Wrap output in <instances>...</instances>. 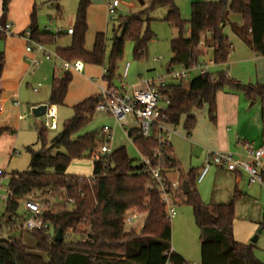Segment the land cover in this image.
Segmentation results:
<instances>
[{
  "label": "trees",
  "instance_id": "1",
  "mask_svg": "<svg viewBox=\"0 0 264 264\" xmlns=\"http://www.w3.org/2000/svg\"><path fill=\"white\" fill-rule=\"evenodd\" d=\"M12 0H2V11L7 16ZM90 0H80L72 27V41L67 48H56V53L64 61L81 60L87 64L104 67V81L107 87H117L114 79L118 62L124 56L126 42H134V57L143 58L147 46L153 38L150 29L149 12L167 7L165 21L177 29V37L170 41L172 57L167 73L180 68H190L203 64V48L212 47L214 63L222 65L228 62L232 49L225 27L229 15H240L243 21L239 35L251 49L264 57V0H216L195 1L191 5L188 20L181 16L175 0H151L149 7L136 13L118 14L114 20V37L108 61H106V36L97 33L92 51H86L85 40L88 30L87 10ZM121 30L120 36L117 35ZM31 39L52 46L62 37V33L41 31L36 20V9L31 15L28 27ZM5 66V54L0 52V79ZM167 81L159 86L162 100L168 103L164 118L158 119L152 126L150 136L142 134L140 128L130 129L127 134L143 157L153 164H161L164 173L167 169L180 171L177 202L192 206L194 218L200 231L201 258L199 264H264L255 254V244L242 243L235 239V205L240 194L236 190L230 200L224 204L208 205L195 189L198 178L196 169L187 173L180 168L171 144H159V123L177 126L185 117L184 129L190 134L197 125L194 109L208 107L212 122L216 121L217 94L224 88L241 91L248 100L261 101L264 121V83L243 84L233 81L224 71L198 74L184 85V78ZM72 75L65 73L56 78L51 88L49 102L63 105ZM101 102L98 95H92L73 106L74 114L64 121L62 130L46 143L48 128L38 129L41 149L28 148L31 155L28 170L13 172L9 177L12 195L5 202L0 222L6 220L9 229H17L14 224L25 219L26 213H18L20 200L36 199L48 206L51 197L72 202V207L54 211L45 208L43 217L49 221L50 228L26 231L35 241V250L28 247L22 238L9 236L0 238V264H190L180 254L166 253L172 248V225L166 215L159 190L144 172L141 159H132L126 147H119L106 161L94 162V176L68 172L76 159L91 158L100 152L105 136L101 130L82 133L92 121L96 107ZM7 127H0V134ZM159 149L163 158L154 155ZM53 150H63L52 153ZM166 174V173H165ZM89 176V177H90ZM83 177V180L81 178ZM190 186L185 194L182 183ZM137 209L146 214L143 231L127 230L124 217L128 210ZM85 227H90L87 232ZM2 225L0 224V229ZM264 230V220L260 223ZM53 229V232H52ZM60 229L63 240H55ZM71 232L72 237L66 239ZM87 237V238H86Z\"/></svg>",
  "mask_w": 264,
  "mask_h": 264
},
{
  "label": "crops",
  "instance_id": "2",
  "mask_svg": "<svg viewBox=\"0 0 264 264\" xmlns=\"http://www.w3.org/2000/svg\"><path fill=\"white\" fill-rule=\"evenodd\" d=\"M139 1L142 5L145 4L144 0ZM35 2V0H12L5 21L11 23L12 33L9 35L0 34V52L5 54V66L0 79V124H21V120L24 119L26 114L22 112L25 105L29 110H32L39 105L49 103L54 80L62 78L67 72L71 73L72 80L67 89L63 105L56 106L58 123L61 114L68 116L74 105L92 95H98L101 86H107V82L103 79L105 69L102 66L83 62L82 71H65L63 68L64 60L60 57H53L47 60L41 56H39L40 64L37 67L31 66L25 58L27 56L32 57L33 55L26 52L27 42L24 35L28 30L31 15L34 9H36ZM97 2V0H90L87 10L88 30L85 40L86 51H92L96 34L103 33L104 29L109 25V0H106L103 4H98ZM121 6L132 8L135 5L132 2L126 3L123 0ZM0 7H2V0H0ZM119 13L120 10L118 11ZM0 24L3 23L0 21ZM242 24L243 21L240 15L232 13L229 15V23L225 27V33L229 37L232 49L227 63L216 65L214 63L213 48L205 46H202L204 53L202 61L206 65L207 55L209 50L212 49L211 60L213 66L216 68L215 72L224 71L233 81L243 84H262L264 83V57L258 56L251 49V46L239 35L238 32L241 30ZM72 27L73 25L67 28L57 27L54 31H41L54 34L62 33V37L54 45L49 46L53 51H56V48H67L70 46L72 34H68L67 31ZM64 37H70V42H66L65 40V42L59 45L58 41ZM206 66L208 67V65ZM209 72L212 73L214 71L209 70ZM167 75L169 76V74ZM120 82L121 84L116 86L130 90L127 84H123L122 80ZM152 82L155 86H158L162 82L166 83L167 81L162 77L158 81ZM34 89L37 90L34 91ZM257 100H254L252 104H256ZM248 101L239 90L227 87L218 92L216 121L212 122L213 124L207 123L206 111H204L202 115L206 124H197L190 134L185 131L186 134L181 136L189 147L187 152L191 163L188 167H184L182 163L180 141L174 140V134L171 135L169 140L171 150L175 158L180 162V168L183 172L187 173L191 169H196L199 174L204 168L208 152L232 151L236 156H242L245 151L244 144L246 142H251L254 146L258 144L256 147H264V121L261 101L259 100L260 111L255 117V113H251V110H247L246 108ZM7 108L15 112V119L12 120L9 115H6ZM206 109L208 112L207 106ZM196 111L193 112L195 117ZM183 119L185 120V117ZM167 127L170 130H176V133L179 134V131L174 126L167 125ZM117 148L119 147L113 148V150ZM141 158L142 155L140 154ZM212 167H216V172H214L216 192L212 199L205 203L208 205L227 203L237 190L240 194V200L243 201L241 205L237 206V216L248 222L249 228H246L245 233L241 232L240 234L237 227H235L234 236L239 242L253 243L252 239L254 237L251 239L253 233H258L259 230H261V233L264 231L260 228V223L264 220V203L260 200L263 199L262 190H264V184L249 183L248 176L244 171L230 172L215 165H212L208 169L200 182L204 180ZM165 173L170 181H178L180 178V171L178 169H167ZM6 175L10 176V174ZM197 183L199 182L197 181ZM195 189L200 197H202L200 186L196 183ZM178 204L180 203L176 205ZM144 215L146 217V214ZM262 218L263 220L261 221ZM250 225L253 228H250ZM142 226L143 224L140 225V228ZM261 233L258 234L257 241ZM172 248L188 262L185 251L175 244H172ZM256 255L260 256L257 253Z\"/></svg>",
  "mask_w": 264,
  "mask_h": 264
},
{
  "label": "rangeland",
  "instance_id": "3",
  "mask_svg": "<svg viewBox=\"0 0 264 264\" xmlns=\"http://www.w3.org/2000/svg\"><path fill=\"white\" fill-rule=\"evenodd\" d=\"M36 2V20L40 30H49L54 31L57 27L67 28L72 26L75 23L76 13L79 7L80 0H35ZM98 4L105 3L106 0H97ZM126 3H134L135 6L132 8L121 6L120 14L127 13H136L142 10H146L151 0H144L145 4L142 5L139 0H124ZM195 1H216V0H175V4L180 9L181 16L183 19L188 20L191 15V5ZM96 6V3H95ZM167 7H160L156 10L149 12L150 18V29L153 32V38L150 40L147 46V54L143 58L134 57V42L129 40L126 42L124 56L118 62L117 66V77L114 79V84H127L132 90V87L141 85L146 81H158L160 78H164L166 81H170V77L167 75V66L170 63L171 59V50H170V41L173 38H176L178 33L177 29L171 27L166 21L165 17L167 15ZM8 15V14H7ZM0 21L5 23L6 16H4L2 7H0ZM114 21H109V25L104 29V34L106 36V56L105 59L108 61L112 38L114 37ZM28 31V30H27ZM121 30H118L117 35L120 36ZM69 38H62L58 41L59 45L63 42L69 41ZM2 40V39H1ZM212 49L209 50V53L206 58V65L210 71L216 70L212 63ZM159 59V60H155ZM105 69V68H104ZM106 70V69H105ZM199 70L192 72L188 77L184 78V85L188 86L189 82L199 74ZM134 83V84H133ZM254 100H249L247 103V110H251V113L255 115L260 111L259 100L256 104H252ZM64 108V107H63ZM25 105L22 112L25 114L21 124H0V127H7L0 134V171L6 174H12L13 172H21L28 170L30 167L31 155L28 151V148L32 147L35 150L41 149V142L38 139V129L43 127L44 117H35L32 113V110H29ZM70 110V109H69ZM196 111L197 124H206L203 119L202 113L206 111V122L212 123L208 115L206 106L194 109ZM74 111L70 110V114L66 116L61 114L59 117L58 128L56 130H47L46 133V143L49 145L50 140L62 130V125L66 119H69L73 116ZM6 115H9L11 119H15V112L10 108H7ZM128 125L121 126L116 122L115 118L104 111H96L92 121L81 131L82 133L90 132L93 130H101L104 126L114 129V137L112 148L124 146L127 149L128 155L136 160H140V153L138 149L134 146L132 140L128 137L127 132L137 127L134 117L128 115ZM184 119L182 118L180 124L174 126L178 131L173 136L174 140H178L181 143V155L182 163L184 167L190 165V156L188 154V145L182 139V135L186 134L184 129ZM249 121V120H245ZM250 123V122H249ZM213 124V123H212ZM263 124V123H262ZM261 137V136H260ZM260 139V138H259ZM251 143V142H250ZM258 143V142H257ZM258 145V144H257ZM256 145V146H257ZM57 151L62 152L63 150H53L52 153ZM94 169V159L83 158L74 160L69 166L68 172L81 176H90L93 173ZM214 172H216V167H212L211 171L207 174L202 182L196 184L200 186L202 191V200L203 202L210 201L215 194V177ZM9 177L3 179L4 188H8ZM1 193H4L2 190ZM262 195L264 199V190H262ZM260 199L262 203L264 200ZM243 201L238 198L236 201V221L234 222V228L237 227L239 233H245L246 228H249V223L239 218L237 216V206L241 205ZM20 209L18 211L21 214L24 210V200H20ZM66 203L64 199L58 197H51L49 200L48 206L45 208H51L54 211L65 208ZM72 207V205H69ZM5 202L0 199V218L4 212ZM177 214L171 218L172 225V244L178 245L187 255V260L190 264H199L201 258V242H200V231L196 224L192 206L186 203H180L175 206ZM145 215L141 213L132 223L125 225L127 230H136L139 231L143 228H140L141 224H144ZM263 218L261 219V221ZM2 228L0 229V238H7L9 236L20 237L22 235L24 243L30 247L32 250H35L36 241L29 235L27 232L22 233L20 229H9L6 225V220L4 219L0 222ZM250 228H253L250 225ZM258 230V229H257ZM53 232V229H52ZM257 234L254 232L251 236V239ZM239 235V234H238ZM260 238L255 243V252L261 256L262 262H264V231L260 234ZM255 253V254H256Z\"/></svg>",
  "mask_w": 264,
  "mask_h": 264
},
{
  "label": "built area",
  "instance_id": "4",
  "mask_svg": "<svg viewBox=\"0 0 264 264\" xmlns=\"http://www.w3.org/2000/svg\"><path fill=\"white\" fill-rule=\"evenodd\" d=\"M123 0H109L108 2V19L114 21L118 16V9L121 7ZM68 34H73V29H68ZM12 33V25L9 22L0 24V34L9 35ZM25 39L27 42L26 52L32 54V57L27 56L25 59L29 61L31 66L37 67L40 64L39 56L44 59H51L53 57H59L56 51H53L49 46L39 43L30 37V32L25 33ZM83 62L81 60H75L74 62L64 61L63 68L65 71H82ZM194 70H199L200 74L209 73L208 67L204 64H198L197 66L190 68H180L173 70L169 77L174 79L186 78ZM105 72V70H104ZM226 73V72H225ZM228 76V74L226 73ZM161 83L160 85H164ZM155 86L152 81H146L145 83L132 87V90H125L124 88L101 86L98 96L101 98V102L97 105V111H104L113 116L117 123L121 126L128 125V115L134 117V121L138 128L141 129L142 134L146 137L150 136L153 124L160 118H164V113L168 110V103L162 100L161 93L159 92V86ZM37 89H34L36 91ZM18 104V102H17ZM46 113L43 115L44 120L42 122L43 127L50 130H56L58 128L57 110L56 105L50 102L46 104ZM159 144L166 145L170 141L171 135L176 133V130H170L167 124L164 122L158 125ZM102 134L105 136L103 145L100 147V152L93 155L94 162H102V165L106 166V161L114 151L112 148L114 130L110 127L104 126L102 128ZM244 154L242 156H236L232 151L225 152H208L205 165L202 171L199 173L197 181L200 182L208 169L212 166H218L230 172H237L239 170L244 171L248 176V181L251 184H264V147H256L250 142L244 144ZM154 155L159 157V160L163 158V154L159 149H155ZM144 164V172L149 175L151 182L159 190L162 204L165 206L166 215L171 220L176 215V202L178 190L181 184L178 181H170L161 164H153L149 158H141ZM5 173L0 171V199L4 202L12 195V190L6 189L3 186V179L7 177ZM10 177V176H8ZM94 176H88L86 179L89 181ZM83 180V177L81 178ZM4 193H1V191ZM26 217L23 221L17 222L14 226L18 229H24L26 231L32 230H45L50 228V223L43 215L46 207V203L36 199L24 200ZM73 201L66 203V206L72 204ZM141 213L137 209L128 210L124 217V224L132 223ZM86 231H90V227H85ZM72 237L71 232L66 235V239ZM87 238V237H86ZM173 252V248L166 253L169 257ZM166 264H172L167 260Z\"/></svg>",
  "mask_w": 264,
  "mask_h": 264
},
{
  "label": "water",
  "instance_id": "5",
  "mask_svg": "<svg viewBox=\"0 0 264 264\" xmlns=\"http://www.w3.org/2000/svg\"><path fill=\"white\" fill-rule=\"evenodd\" d=\"M46 109H47V105L46 104H42V105H39V106L33 108L32 109V113H33V115L35 117H41V116H43L46 113ZM183 191H184L185 194L189 193V191H190L189 190V184L186 181L183 182ZM142 231H143V228L138 231V234H141ZM259 233H261V230H259L258 233L252 239L253 243H255L257 241ZM55 240L58 241V242H61L63 240V235H62V232H61L60 229H58L56 231Z\"/></svg>",
  "mask_w": 264,
  "mask_h": 264
}]
</instances>
